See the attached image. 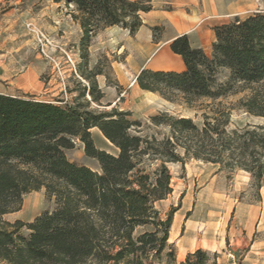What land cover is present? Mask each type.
Returning <instances> with one entry per match:
<instances>
[{
    "label": "trees",
    "instance_id": "trees-1",
    "mask_svg": "<svg viewBox=\"0 0 264 264\" xmlns=\"http://www.w3.org/2000/svg\"><path fill=\"white\" fill-rule=\"evenodd\" d=\"M152 0H65L81 29L85 51L97 31L118 26L133 36L143 25L141 13ZM161 29L152 26L151 30ZM210 53L192 46L187 34L176 36L170 50L181 57L180 71L142 68L137 86L170 102L191 106L201 98L216 100L245 90L236 106L264 118V11L212 27ZM85 57V54H84ZM226 70L220 81L218 72ZM90 100L101 95L88 76ZM80 94L73 102L56 104L0 92V260L8 264H218L196 248L175 260L169 231L177 208L161 216L156 203L171 192L167 162L187 158L243 170L257 188L264 186V124L229 128L230 106L192 118L159 112L153 125H165L162 138L139 134L141 123L129 111L89 108ZM97 128L117 148L108 153L94 145ZM79 140L100 172L68 160L64 151ZM155 160L148 169L146 162ZM45 188L55 207L30 222H9L3 215L20 209L22 196ZM28 230L27 236L19 233ZM137 228L142 231L135 234Z\"/></svg>",
    "mask_w": 264,
    "mask_h": 264
},
{
    "label": "rangeland",
    "instance_id": "rangeland-1",
    "mask_svg": "<svg viewBox=\"0 0 264 264\" xmlns=\"http://www.w3.org/2000/svg\"><path fill=\"white\" fill-rule=\"evenodd\" d=\"M214 3L215 0H198L194 7L186 10L197 14L209 31L235 15L244 17L264 11V0H221L219 10L215 9ZM162 7L169 9L170 5L163 4ZM176 7L172 3V9ZM73 9L65 0H0L1 93L63 104L73 102L85 89L82 100H90L87 93L89 76L101 95L98 102L90 100L89 108L110 110L114 107L129 111L130 117L141 123L139 134L144 137L162 138L169 134L167 126L150 122V116L159 112L190 117L200 126L204 113L219 106H230L229 128L246 123L264 124L263 117L250 115L236 106L237 101L249 93L248 89L216 100L201 98L191 106L141 90L134 77L138 67H154L157 63L155 51L163 45L164 39L162 25L155 23L153 26L161 28L155 31L151 30L152 26L143 29L139 37L130 36L127 30L118 26L105 27L97 31L84 51L80 43L81 29L71 16ZM226 75V70H219L220 81ZM90 132L97 148L111 154L118 152L97 128H91ZM64 153L68 160L100 172L98 162L85 155L79 140ZM145 164L148 169H153L155 160ZM166 166L171 175L172 192L158 201L156 208L162 217L177 208L172 229L178 231L173 236L169 231L171 237L168 239L174 245L176 262L185 257H178L180 247L184 251L194 245L206 250L210 257L214 256L218 264H240L242 260L245 264H264L261 255L244 260L249 239L241 249H232L236 244L234 234L240 232L237 220L233 218L239 203L246 207L245 213L250 204L256 205L261 213L260 220H256V223L260 222L259 229H255L251 238L264 249V186L257 188L243 170L228 171L194 158H187L184 164L167 162ZM54 207V197L48 196L41 187L24 194L20 209L3 215V219L30 222ZM142 230L137 228L135 234ZM19 233L27 236L29 232L21 228ZM164 253L162 264H165ZM0 264L8 263L0 260Z\"/></svg>",
    "mask_w": 264,
    "mask_h": 264
},
{
    "label": "crops",
    "instance_id": "crops-1",
    "mask_svg": "<svg viewBox=\"0 0 264 264\" xmlns=\"http://www.w3.org/2000/svg\"><path fill=\"white\" fill-rule=\"evenodd\" d=\"M198 0H152L153 8L148 12L141 13L143 25L138 29L134 34L139 37V34L143 32V29L146 30L147 27L153 26L155 23H160L163 27V36L162 40L163 45L160 46L155 51L157 58V63L154 67H149L147 65H142L138 67L137 73L142 68L150 69H162V70H176L180 71L184 68L181 57L177 54H174L170 48V42L179 35L187 34L189 42L192 46L200 47L204 50L205 53H210L211 43L214 40V33L211 28L209 31L207 25L204 22L199 21V16L197 14L187 13L186 8L194 7V4ZM215 9L219 10L221 7V0H215ZM172 3L176 4L177 7L172 9ZM163 4L170 5V8L162 7ZM215 11V10H214ZM115 27V26H109ZM209 31V33L207 32ZM144 33H147L144 31ZM135 75V77H136ZM134 77V82H135ZM236 211L234 212L233 218L237 220V226L239 227L238 234L235 235V243L233 250L241 249L243 243H246L249 239L250 244L246 245L247 250L245 251L244 260L250 256V258H256L257 255H261L264 259V249L256 240H252L251 236L254 233L255 229L258 231L259 223H256L259 218H261V213L257 210L256 205L250 204L249 210L246 212V207L243 204L239 203L235 207ZM242 232V233H241ZM252 240V241H251ZM196 246L185 249L183 251V257L187 252H192L196 249ZM183 257L181 259H183ZM245 261H241L240 264H245ZM264 262V261H263ZM253 264V263H250Z\"/></svg>",
    "mask_w": 264,
    "mask_h": 264
},
{
    "label": "bare ground",
    "instance_id": "bare-ground-1",
    "mask_svg": "<svg viewBox=\"0 0 264 264\" xmlns=\"http://www.w3.org/2000/svg\"><path fill=\"white\" fill-rule=\"evenodd\" d=\"M179 223V222H178ZM177 231H178V229H172V225H171V228H170V234H172V236L173 235H175L176 233H177ZM171 237V236H170ZM169 237V238H170ZM190 242V245H192L193 244V242H192V239H191V241H189ZM183 256V247H180V250H179V254H178V257L179 258H181Z\"/></svg>",
    "mask_w": 264,
    "mask_h": 264
}]
</instances>
